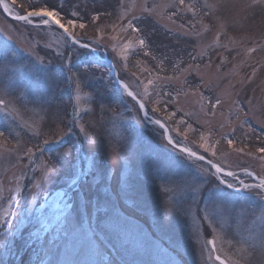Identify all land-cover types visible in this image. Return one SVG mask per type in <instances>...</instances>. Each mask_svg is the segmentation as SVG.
Segmentation results:
<instances>
[{
    "label": "rangeland",
    "instance_id": "rangeland-1",
    "mask_svg": "<svg viewBox=\"0 0 264 264\" xmlns=\"http://www.w3.org/2000/svg\"><path fill=\"white\" fill-rule=\"evenodd\" d=\"M6 1L14 13H26L30 5H52L65 20L84 23V29L72 31L92 47H96L92 41L102 45L99 55H107L115 75L123 77L148 113L168 127L172 140L235 173V179L215 174L208 163L169 144L160 126L137 111L138 104L95 53L71 54L57 26L16 21L0 4V54L6 50L17 54L13 59L26 69L17 79L27 85L24 107L15 96L5 94L16 88L15 83L7 90L0 85V99L10 101L7 107L0 106V126L10 125L15 137L7 141L0 137V222L8 221L0 230V236L8 235L6 241L0 240V264H83L70 242L53 245L54 236L45 239L37 202L28 193H19L55 155L53 140L61 137H53L52 132L66 131L72 120L76 121L73 134L62 139L64 148L76 142L78 150L69 164H58L59 171L43 190L30 185L39 204L59 201L61 189L77 183V167L87 169L89 181L99 173V187L107 189L105 198L115 199L123 211L135 216L143 235L151 239L149 234H154L164 241L172 264H220L210 239L217 254L230 264H264V197L257 189L241 190L237 197L234 189L219 184L226 178L239 188V180L255 185L264 178V153L256 151L264 144V6H250L252 0H207L215 5L212 9L204 7L206 0L183 4L179 0H16L15 5ZM101 4L103 19L89 24ZM66 12L76 15L69 17ZM129 21L141 31H132ZM140 39H145L144 47ZM46 45L48 55L42 51L39 59L30 55L32 49L39 51ZM57 53H64L63 58ZM164 58L172 63H162ZM69 60L81 69L86 62L99 65L87 86L76 88L68 82L67 77L76 72V68L67 70ZM49 75L55 82L51 91L45 87ZM41 95L49 103L33 102ZM37 131L43 134L35 136ZM228 139L234 141L231 146ZM18 147L23 150L16 151ZM28 148L35 154L31 158ZM184 180L202 190H177V183ZM125 182L143 197L144 211L125 203ZM177 207L180 214L173 215L162 231L157 229ZM80 211H84L83 201ZM58 231L59 225L52 223L49 235ZM116 259L119 264H140L128 253Z\"/></svg>",
    "mask_w": 264,
    "mask_h": 264
},
{
    "label": "snow or ice",
    "instance_id": "snow-or-ice-1",
    "mask_svg": "<svg viewBox=\"0 0 264 264\" xmlns=\"http://www.w3.org/2000/svg\"><path fill=\"white\" fill-rule=\"evenodd\" d=\"M15 3L16 0H12V5H15ZM45 3H47V0H45ZM179 3L183 4L184 0H179ZM0 4H2L4 11L12 15L16 21H23L27 25L33 26H58V28L62 29L65 34L64 45L66 51L73 55L91 56L93 53L101 50L102 45H100L98 41H92L96 47L90 49V43L84 40V37L77 36L75 32L72 31V29L77 27H79V29H84L86 27L84 23H79V25H77L76 21L72 18L65 20L64 17L61 16L60 10H52V5L40 7L30 5L31 10L21 14L14 13L12 6L5 2V0H0ZM250 6L261 8L264 6V0H252ZM21 7H23V5H21ZM204 7L212 9L215 5L208 3L206 0ZM103 8V4L95 8L96 15L89 19V24H92L93 21H100L103 19L100 14ZM77 11H79V9H77ZM66 15L71 17L75 16L76 13L66 12ZM34 20L36 21L35 25ZM128 27L132 31H141L138 27H135L131 21H129ZM145 43V39L139 40L141 47H144ZM47 47L48 46L46 45L44 48L39 49V51L34 48L30 52V55H35L37 59L40 58V51L44 52L45 55H48ZM251 51L255 52L256 49L253 48ZM16 55L17 54L11 50H6L0 54V85H3L7 90L9 85L15 83L16 88L12 91H6L5 94L15 96L21 107H24L23 88L27 87V85L22 81H19L17 78L20 77L26 69L13 59ZM57 55L63 58L64 53H57ZM145 55H147V53H145ZM125 59H127V57H125ZM166 60L167 58H164L161 62L164 63ZM167 62L172 63L170 60H167ZM41 63H43L42 60ZM126 66L127 65H125V67ZM98 67L99 65L97 64L86 62L82 69L76 68V65L72 64L69 60L67 70L71 72L72 68H76V72L67 77V80L69 83H74L76 88L81 87L82 84L87 86L88 79L96 76V70ZM113 67H115V65H113ZM256 71L257 69L253 68L252 74L255 75ZM73 77H76V79L73 80ZM117 79L122 81L123 77L117 74ZM170 79L171 78H169V80ZM54 83L51 75H49L45 81V87L48 91H51ZM149 83L151 84L152 81H149ZM184 84H188L187 78H185ZM122 87L127 93V96L132 98V100H135L133 92L128 91L129 85L122 83ZM17 91L20 92V96H16ZM176 91L177 94H179V90ZM167 95L171 97V92L167 93ZM33 102L41 104L49 103L43 95L35 99ZM8 103H10V101L7 99H0V106L7 107ZM138 103L139 108L137 111L143 110L145 104L142 102ZM103 107L104 105L102 104L101 108ZM145 115H147V113H145ZM56 119H58V117L53 116V120L55 121ZM12 123L14 124L15 121ZM155 123L159 125L161 129L164 128V125L159 120H156ZM75 126L76 121L72 120L65 125L66 131L60 130L52 132L53 137H61V139L53 140V143L57 145L55 155L46 160L43 163V166L34 173L31 180H28V182L19 189L21 195L28 193L30 200L37 202L38 211L41 217V231L45 232V239L47 240L54 236L55 239H52L53 245H68L70 242L71 246L76 251L77 257L83 262V264H119L116 257H123L124 253L132 255L135 259L140 261V264H172L168 249L164 246V241L155 237L154 234H149L151 239H149L148 236L143 235V230L139 227L135 216L129 215L127 212L123 211L115 199L108 200L105 198L107 189L99 187L101 183V176L99 173L93 175L91 181H89V170H80L74 165V167H77L75 177H79L77 183L70 187L67 186V188H65L66 190L61 189L58 194L60 197L59 201L49 203L45 200L44 203L39 204L37 192L34 191L30 185L34 183L36 189L43 190L44 185H46L50 178L59 171L58 164L67 165L71 162L73 151L78 150L77 143L71 142L69 147L64 148L62 137L71 136ZM0 127H3V130H0V137H3L5 141H7L10 136L15 138L13 136L14 129L10 125H3ZM80 131H84L83 127H81ZM253 131H255V129H253ZM262 131H264V129H262ZM41 134H43L42 131H37L35 136ZM167 139L168 143L172 144V138L169 136ZM177 143L179 142L177 141ZM227 143L231 146L234 141L228 139ZM17 144L19 145V141H17ZM44 144L49 145V140L45 139ZM95 144L96 141L93 142V146H95ZM34 147L38 146L34 145ZM60 148H64V150L59 151ZM21 150L23 149L19 147L16 149V151ZM25 151L29 158L35 155L31 148H28ZM113 151H116L115 147H113ZM181 151L186 152L197 161L205 160L204 155L197 156V153L191 149L182 148ZM205 151H208V149L206 148ZM238 151L242 152L243 149H239ZM256 151L264 153V144L256 149ZM212 154L214 156L215 152ZM261 159H264V156H262ZM208 165L215 169V174H220L224 171L219 165L213 164L210 159L208 160ZM245 172L247 175H252V173L247 172L246 169ZM225 176H230L235 179V173L231 171L227 172ZM81 180H83L84 183L83 187L80 186ZM219 184H226L228 189H234L237 197H241V190L247 189H257L258 195L264 197V178H261L259 183L255 185L247 184L243 180H239V188H237L236 183L227 182L226 178L220 179ZM219 184L217 185L218 189ZM176 188L177 190H191L193 192H199L202 190L199 185H194L187 180L177 183ZM122 198L125 203L131 206L135 211L140 212L145 210L143 197L136 188L127 184V182L124 183L122 188ZM9 199H11V197H9ZM81 201H83V212L80 211ZM180 211V208L177 207L173 211L168 212L164 221L158 223L156 228L162 231L171 222V217L173 215H179ZM7 223V220L0 222V230H2ZM52 223L59 225V231L55 234L49 235V227ZM7 239V233L0 236V240L6 241ZM15 242V238H13V243ZM22 243H27V241L23 240ZM109 244L112 246L111 248L108 247ZM113 249L115 250V255H113ZM216 259L220 260V257L217 256ZM220 264H225V262L220 260Z\"/></svg>",
    "mask_w": 264,
    "mask_h": 264
},
{
    "label": "water",
    "instance_id": "water-1",
    "mask_svg": "<svg viewBox=\"0 0 264 264\" xmlns=\"http://www.w3.org/2000/svg\"><path fill=\"white\" fill-rule=\"evenodd\" d=\"M5 2H7L6 0H5ZM2 5V4H1ZM3 7V6H2ZM4 10V9H3ZM5 12V11H4ZM8 16H12V15H10L8 12H5ZM13 17V16H12ZM56 26V25H55ZM58 27V26H57ZM62 30V29H61ZM63 31V30H62ZM91 48H93L92 46H90V49ZM95 54H96V56L99 58V59H101V60H103L104 62H106L108 65H109V69H110V71H109V73H110V75H112V77H113V79L116 81V83L118 84V86L120 87V88H122L123 89V87H122V83H125L124 81H121V80H119V79H117V76L115 75V72H114V67H113V63H112V61L107 57V55H105V57H101L100 55H99V53L98 52H95ZM124 90V89H123ZM128 91H131V92H133L130 88H128ZM126 93V92H125ZM127 94V93H126ZM133 94H134V96H135V102L138 104V106H139V103L138 102H142L143 103V101L142 100H140L139 99V97H137L136 95H135V93L133 92ZM141 113H142V115L145 117V118H147V119H149V120H151L152 122H155L156 120H158V119H155V118H153L152 117V115H150L149 113H148V110H147V108H146V106H145V108L143 109V110H141ZM145 113H147V115H145ZM160 121V120H159ZM163 125H164V128L162 129L163 130V133H164V135H165V139L168 141V137L170 136L171 137V135H170V131H169V129H168V127L162 122V121H160ZM172 138V137H171ZM172 145H174L176 148H178V149H182V148H188V147H185L184 145H179V144H176L173 140H172ZM188 149H190V148H188ZM192 150V149H191ZM193 151V150H192ZM183 153H185V154H187L186 152H183ZM197 153V152H196ZM188 155V154H187ZM199 155H201V154H199V153H197V156H199ZM208 158H206L205 157V160H204V162H206V163H208ZM213 164H216V163H214V162H212ZM218 165V164H217ZM214 169V168H213ZM215 170V169H214ZM227 172H229V171H223L222 173H227ZM258 180H260V179H258ZM210 245H211V248H212V250L214 251V258L216 259V257L217 256H219L220 257V260H222V261H224L225 262V264H230L228 261H226V259H224L223 257H221L220 255H218L217 254V252H216V249H215V245H214V240L213 239H210ZM217 260V259H216ZM220 260H217L218 262H220Z\"/></svg>",
    "mask_w": 264,
    "mask_h": 264
}]
</instances>
